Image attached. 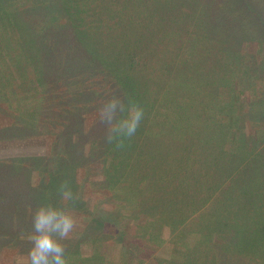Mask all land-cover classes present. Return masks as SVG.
Segmentation results:
<instances>
[{"label": "trees", "instance_id": "1", "mask_svg": "<svg viewBox=\"0 0 264 264\" xmlns=\"http://www.w3.org/2000/svg\"><path fill=\"white\" fill-rule=\"evenodd\" d=\"M41 1L37 0L44 5L45 2ZM44 1L49 2L50 11L53 13V0ZM129 1L56 0L61 18L67 19L71 16L73 21L79 20V31L84 28L86 20L91 23L90 20L104 19L108 33L121 32L118 33L121 37H96L99 55L96 52L94 55H87L85 49L79 52L82 45L74 44V49L77 50L72 54L61 53L60 60H56L54 56L53 60L39 57L37 60L32 59L30 64L25 63L31 72L22 71V67L20 71L19 61L21 58L28 60L26 51L29 50L22 47L17 37H0V51L9 46L8 52L13 54L14 59L11 58L15 60L14 63L18 61L16 69H7L3 76L5 81L8 80L4 82L2 89L5 96L18 93V88L21 89L24 85L31 92H43L39 88L42 83L48 82L53 84V90L61 86H72L74 96L71 97V103L76 104L77 98L88 102L93 94L91 91H80L81 87L85 88L83 82L86 78L98 76L100 79L96 82L100 84L102 106L121 96L120 102L125 107L134 104L143 110V119L136 133L123 139L122 143L117 140L109 141V130L105 129L107 124L101 122L95 125L97 131H94L95 127L91 131L81 130L80 112L84 106H74L67 133L58 136L61 155L53 154L54 206L63 208L73 217L77 215L73 211L77 207L56 202L61 195V185L66 184L73 192V205L81 203L86 212L91 213L90 199H84V179L87 176L85 177L86 172L82 167L87 160L99 156L102 150L107 155L106 161L110 160L106 185L113 184L130 197L118 199L123 204V209L102 213L107 219H97L94 216L82 218V223H77V228L72 231L74 240L67 242L62 239L68 264H105L107 259L104 247L111 244V236L106 233L99 236L90 232L110 224L115 218L121 219L123 223L128 216L138 218L143 213H146L147 219H152L151 227L156 226L159 230L157 235L161 242H164L162 228L172 226L173 222L183 216L180 228L169 232V242L174 246L171 259L177 261L176 264H264V246L261 245L260 234L264 232V199H254L256 186L252 182H246L251 176L254 179L257 174L256 168L261 162L253 161L255 156L251 150L261 152L257 148H260L262 142H255L249 135L246 144L251 150H247V154L252 155V159H245L243 162L232 158L233 155H239L244 148L243 139L236 130L239 119L245 115L250 116V119L260 115V122H264V95L258 98L256 95L248 113L243 112L246 106L241 100L245 92L250 95L251 92L246 91V88L250 89L254 81L258 83L260 80V84L264 85L260 78L264 76V62H261V67L256 66L253 70L245 65L247 49L244 44H248L245 41L256 40L260 48H263L264 37H241L238 41H233V37H189L191 33L187 27L193 30L198 25L187 16L190 12L188 10L184 11V19L182 15L174 17L178 13H168L165 27L161 26L157 30L154 10L146 12L138 8L133 18L130 16L131 12L125 8ZM141 1L136 0L137 3ZM171 1L168 0V3ZM183 2L186 6L194 7L191 0ZM2 7L3 2L0 0V23L7 24ZM243 8L242 12L250 10L248 3ZM164 15L166 17V13ZM259 22L255 25L264 30L261 25L264 23ZM10 28L7 26V29ZM167 33L169 37H165ZM86 42L84 40L82 43L83 47ZM233 45L239 50H232ZM14 98H18V94ZM28 98L24 96V99ZM30 103H23L24 109L21 113H24L25 119L21 122L24 125L20 129L21 134L12 130L14 121L19 116L0 110V118L4 120V124L0 125V139H11L15 135L22 138L28 130L33 127L35 130L38 122L35 118L39 108H31ZM254 103L261 106L260 112L253 110ZM27 119L28 122L24 123ZM170 134H173L174 142L164 143V137ZM86 140L91 142L89 148H86ZM12 159L18 157L14 156ZM226 162L230 164L232 172L230 180H237L241 185L238 196L246 199H239V208L227 202L222 206L218 205L221 212H215L206 203L225 183L221 176V165ZM31 165H17L18 171L11 184L9 181L3 182V172L0 171V241L3 239L6 244L14 241L20 256H28L32 242L26 245L27 242H22L17 232L23 224L22 234L34 235L33 215L35 206L38 205L37 199L21 200L20 197L22 191L19 188L35 171ZM76 170L79 175H75ZM259 178L264 180L261 176ZM29 188L37 194V186L29 184ZM17 197L20 199H16ZM3 199L6 200L4 204ZM200 206H207L203 212H209L208 219L204 215H196ZM5 208L8 214L4 213ZM123 212L129 215H124ZM225 213L234 214L240 223H225ZM246 213L251 216L241 221ZM119 222L110 225L118 229L119 237L112 239H118L121 243L127 236L124 230L119 229ZM110 225L107 227L114 228ZM136 227L139 230L140 227ZM219 228L222 230L220 233L223 235V242L213 235V232H219ZM224 234H227L231 243L225 240ZM9 246L5 248L7 253L16 251L15 247ZM231 248H234L232 251L238 249L234 252L238 254L229 252ZM121 249L128 259L127 253L130 250L123 244Z\"/></svg>", "mask_w": 264, "mask_h": 264}, {"label": "rangeland", "instance_id": "2", "mask_svg": "<svg viewBox=\"0 0 264 264\" xmlns=\"http://www.w3.org/2000/svg\"><path fill=\"white\" fill-rule=\"evenodd\" d=\"M26 1L27 2L23 0H2V10L7 17V24L4 22L0 23V37H17L22 44V47H26L29 50L26 51V58L30 61L20 57V71L21 67L22 71H30L25 63L30 64L32 59L37 60L39 57L53 60L54 56L56 60H60L61 53L63 55L72 54L77 50V48L74 49V44L82 45L79 52H82L83 49H85L87 55H94L95 52L99 55L100 52L97 49L98 45L96 43V37H121L119 36V34H121L120 31H118L119 34H114L112 31L110 33L107 32L105 25L106 21L104 19H101L100 21L90 20L91 23L89 20H86L84 28L79 31V20L73 21L71 16L67 19L61 18L62 15L59 13L60 7H57L58 2H56V0H53V13L50 11L51 5L48 1L42 0L41 2H45L44 5L37 2V0ZM183 1L172 0L168 3V0H142L141 3H137L136 0H130L125 5V8L131 12L130 16L133 18L135 17L138 8L143 9L146 12L148 10L149 12L154 10L155 21H153L157 30L161 28V26H163V28L165 27V24L168 21V13L173 15H175L174 13H178L174 17H180L179 15H182L184 19V11L188 10L190 12L187 13V16L191 17L193 22L198 25L193 30L187 27V30L191 33L189 37H196L198 35H201V37H233V41H238L241 37H264V30H260L255 25L257 21H260V24L261 22L264 23V0H191L194 3V5H192L194 7L186 6ZM247 3L250 6V10L248 12H242L244 9L243 7L246 6ZM140 6L142 7L140 8ZM164 13H166V17ZM35 14L38 15L32 17ZM1 15L2 17L4 16L2 11ZM261 25L264 26V24ZM7 26L8 28H11L7 29ZM213 30L215 33H212ZM165 37H169L168 33ZM84 40L87 42L83 47L82 43ZM245 42L248 43L247 45L246 43L244 44L247 49L245 53V65L248 67L250 66L252 70L253 68H257L256 66L261 67V62H264V47L260 48L256 40ZM231 49L237 50L238 47L233 45ZM8 50L9 46L6 48L4 47L3 50L0 51V110L19 116L18 120L16 119L14 121V126L12 128L13 131L17 130L16 134L19 132L21 134L22 131L20 129L24 126L23 123H21L25 119L24 113H21L24 109V102H31L30 107H36L35 110L39 108L40 111L38 109V114H36L35 119L38 122L35 130L34 127L32 130H28L22 138L19 135H15L11 139L8 137L0 139V171L3 172V182L7 183L6 181H9L11 184L14 175L18 171V166L28 167L32 164L31 167L35 170L32 173V177H28L26 182L22 183L19 189L22 191H20L21 200H38L36 201L38 202V205L35 206L36 211L41 205H53V154L61 155L60 139L58 136L67 133V128L70 123V114L72 112L71 110L74 109V106H84L83 111L80 112L82 119L81 130L89 131L95 127L94 131H97V126L95 125L99 124V122L107 124L99 119V110L102 107L101 100L103 101V97L100 93L101 89H99L100 84H97L96 80H99L100 78L98 76L94 78H86L83 82L85 88L81 87L80 91H91L93 94V98L88 102H84L77 98L75 99L77 103L73 104L70 101L71 97L74 96V94H72V92H74L72 86H61L53 90V84L48 82L45 83L46 85L44 83L41 84L39 89L43 92H31L30 88L24 85L21 89L18 88V93H13L12 96H5L2 94V89L8 80L5 81L3 76L7 73V69H16V63L18 62L16 61L14 63L15 60L13 61V54H10ZM242 51H244V49ZM51 64L53 65V61ZM260 78L264 81V76H260ZM249 88L250 89L246 88V91L248 90L251 92L250 95L245 92L241 97L242 102L246 106V109L243 111L244 113L249 112L252 101L256 98V95L257 98L264 95V85L260 84V80L258 83L254 81ZM16 94H18V98H14ZM24 96L27 98L29 97L28 100L24 99ZM261 99L262 97L259 101H261ZM117 100L121 101V96H119ZM260 108L261 106L257 103H254V109L252 105V109L255 112H260ZM263 108L264 107H262V110H264ZM261 118L260 115H255L253 119H250V116L248 117V115H245L242 119H239L236 124V130H238L243 139L244 148L242 147L243 150L239 155H233L232 157L237 161L252 159V155L247 154V150H251V148L248 149L249 146L246 144L249 135H251L249 138L253 139L255 142H262L260 148H257L261 152L251 150L255 156L253 161L261 162V164L257 165V174L254 179H252L251 176L250 179H247V181L245 180L248 183L252 182L256 186V196L254 199H264V180L259 178L260 176L264 178V149H261L262 146L264 147V122H260ZM26 122H28V119L25 120L24 123ZM3 124L4 120L0 118V125ZM109 127L110 126L107 124L105 129L109 130ZM100 137L101 135L99 136V139ZM173 137V134L164 137V143H173ZM90 144L91 142L86 140V148H89ZM14 156L18 157V159H12ZM106 157V153L103 154L102 150L99 156L95 159L87 160L82 167L83 171L86 172L85 177L87 176V178L84 179V199H90L92 208V210L90 209L91 213H87L86 208L81 206V203L73 205L70 201L67 205L66 202H63L62 195L58 197L59 199H56V202L64 206L72 205L77 207L78 211L73 210L77 215H75V217L72 216L75 220L74 228H77V223H82V218L84 217L92 218L94 216L97 217V219H107V216L102 213L110 210L114 211L118 208L123 209V204L118 199H130L129 195H126L123 190L117 187L115 188V185L110 183L106 185L107 175L110 170H108L110 160L106 161ZM64 158L65 157L63 156L62 159ZM11 160H16L17 162ZM246 171L247 170L245 169V172ZM230 172V164H228V162L221 165V176L223 180H225L227 186L223 183V185L211 195L210 200L206 203L208 204V208H213V211L215 212H221V208H219L218 205L222 206L227 202H230L229 205L231 204L236 208H239V199H246L242 198V196H238L239 194H237V192L241 188V185L237 180H233V182L230 180L229 176L232 174V172ZM75 175H79L78 170H76ZM29 184L38 187L37 194L31 192ZM26 185H28V187H26ZM56 195L57 194H55L54 197H56ZM16 199L20 198L17 197ZM5 201L6 200L3 199L2 203L4 204ZM206 207L200 206L196 215L198 217L204 215L208 219L209 217H207V215H209V212H203ZM4 210V213L8 214V211H6L7 208ZM123 214L129 215V213L125 212H123ZM246 214V217H241V221L248 219L251 216L249 213ZM234 216V214L225 213V223H228L229 225L240 223L239 218ZM262 217L264 219V212ZM118 221H120L118 224L120 227L119 229L122 231L124 230L127 236L122 239L121 243L118 239L113 240L119 237L117 236L118 229L115 226L110 225ZM151 221L152 219H147L146 213H143L139 214L138 218H136V216H128L127 220L123 221V223L121 219L115 218L110 224L98 229L95 228L91 231V234L95 233L101 236V233H106V235L108 234L111 236V244L109 243L110 245L108 244L104 247L106 248L105 256L107 259L105 264H176L177 261L175 262L171 259L174 246L169 242V232L171 230L177 231L180 228L183 224V216L173 222L172 226L162 228V238L164 239V242H161L160 238H158L157 233L159 230L157 227H151ZM22 225L23 224L20 226L21 230L17 233L20 235V240L24 243L27 242L26 245H29V242H32V234L26 236L23 235L22 230L24 229V226L22 227ZM109 225L115 229L107 227ZM136 225L140 227L139 230L136 229ZM1 227L2 226H0V228ZM112 229H114V231ZM217 231L219 232H213V235L218 236V239H222L223 235L220 233L222 230L219 228ZM260 234L262 236L261 245L264 246V232L262 231ZM73 236L74 234L71 232L68 237L64 238V240L67 242L74 240ZM224 237L225 240L230 241V239L227 238V234H224ZM1 241L0 264H29L28 256H20L17 253L19 249L13 244L14 241L11 244H6L3 239ZM61 241L62 240H60V243L62 244ZM223 241L224 239H222V242ZM122 244L132 252V254H129L130 252L127 253L128 259L121 249ZM9 245L15 247L14 250L16 251L13 253H7L5 248ZM235 247L236 245L234 248ZM234 248H231L229 252L238 254L234 253L238 251V249L232 251ZM214 263H216V261H214Z\"/></svg>", "mask_w": 264, "mask_h": 264}, {"label": "clouds", "instance_id": "3", "mask_svg": "<svg viewBox=\"0 0 264 264\" xmlns=\"http://www.w3.org/2000/svg\"><path fill=\"white\" fill-rule=\"evenodd\" d=\"M99 119L109 127V141L132 137L143 119V110L134 104L125 107L117 99L107 101L99 110ZM63 202L74 199L69 186L61 185ZM32 247L28 252L29 264H68L60 240L69 236L75 226L74 218L63 208L51 204L41 205L33 215Z\"/></svg>", "mask_w": 264, "mask_h": 264}]
</instances>
